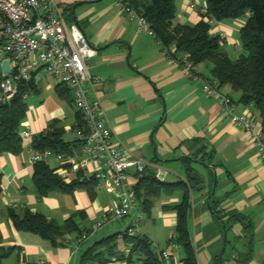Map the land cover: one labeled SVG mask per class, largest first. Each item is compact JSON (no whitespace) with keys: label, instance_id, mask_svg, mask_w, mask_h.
I'll return each mask as SVG.
<instances>
[{"label":"crops","instance_id":"0c3cea01","mask_svg":"<svg viewBox=\"0 0 264 264\" xmlns=\"http://www.w3.org/2000/svg\"><path fill=\"white\" fill-rule=\"evenodd\" d=\"M190 1L196 6L190 7ZM57 2L64 18L76 22L96 50L88 69L98 80L88 83L87 88L111 130L112 143L129 157L148 161L154 173L161 168V177H156L161 181H184L186 164L200 175L202 188L190 194L187 219L198 264H264V162L250 135L232 122L217 98L205 93V83L212 80L210 64H197L193 77L184 75L181 66L165 56L162 44L152 34L139 31L137 19L115 0ZM174 2L178 23L195 24L201 19L198 7H205V0ZM210 23V32L222 39L221 49L237 58L243 51L239 30L244 20ZM34 82L37 91L26 99L21 127L27 122L34 136L53 123L62 129L63 140L73 143L74 105L58 97V83L48 74L37 71ZM219 90L231 98L234 114L249 112L258 117L252 104L239 102V92L228 85ZM28 142L23 140L17 154L0 153V264H99L93 259L95 254L102 252L108 257L100 241L113 234H117L116 253L110 261L127 253L122 235L129 224L127 217L111 221L83 244L77 243L81 233L101 220L117 199L105 189L90 191L86 187L39 197ZM74 152L79 153V149ZM46 162L51 167L56 165L51 159ZM79 176L91 178L88 172ZM136 181L131 170L127 183L133 187ZM181 197V190L161 194L149 214L143 213L142 233L150 238L157 253L175 252L169 237L174 233L176 213L165 207L178 204ZM214 199L219 201L217 210L225 213L222 218L212 211ZM25 209L58 224L73 217L80 232L67 233L61 243L53 244L36 233L18 230L8 214L10 210L22 214ZM230 211L246 217L250 234L241 222L228 219L226 213ZM92 245H96L94 254L82 258ZM176 252L181 259L183 254Z\"/></svg>","mask_w":264,"mask_h":264},{"label":"trees","instance_id":"16d2710c","mask_svg":"<svg viewBox=\"0 0 264 264\" xmlns=\"http://www.w3.org/2000/svg\"><path fill=\"white\" fill-rule=\"evenodd\" d=\"M130 8L142 15L152 29L153 36L166 48L171 57H187L195 65L206 62L210 64L212 79L216 80L218 87L228 85L239 92V102L252 104L258 112V120L264 130V0H205V12L200 14L201 19L195 24H180L176 21V5L174 0H121ZM248 13V15H246ZM225 19H243V26L239 30V42L242 53L237 58H232L221 49L222 39L219 35L210 32V20L221 21ZM33 73L27 84H22L18 94L9 102L0 104V153L17 154L22 149L20 137L21 123L27 110L26 101L23 99L25 92L37 91ZM58 97L72 103L69 89L62 84L56 86ZM77 125L83 123L81 114L76 111ZM75 125L73 126V128ZM62 129L52 124L49 128L32 137V146L39 150L51 149L55 152L73 154L74 149H79V143L65 142L62 138ZM33 182L38 196L43 197L53 191L72 193L79 187L95 190L96 182L93 178L77 177L66 183L56 172V167H51L46 161L33 164ZM186 179L184 181L165 182L155 177L154 171L148 167L141 173H135L137 181L132 187L138 206L144 214H149L155 198L161 194H171L175 190L182 191L178 204L172 207L176 213L174 228L175 243L182 250L181 264H198L195 250L190 240L188 231V209L190 194L202 188L200 175L186 164ZM80 175V174H79ZM1 188V174H0ZM219 201L214 199L211 204L215 216L222 218L225 213L217 210ZM228 219L241 222L244 230L250 234V225L246 217L236 211H230ZM9 218L18 230L30 231L49 240L53 244L61 243L64 236L71 232H80L79 227L69 217L62 224L47 219L43 214L25 209L22 214L13 210L9 211ZM124 240L131 242L132 246L127 255L130 264H163L159 254L154 251L152 241L144 234L135 236L123 235ZM1 238V234H0ZM117 234L104 238L100 243L105 247L108 257L102 252L94 255L99 264H108L116 248ZM251 238L249 240V245ZM96 245L89 246L82 258L93 255ZM119 258H123L121 253Z\"/></svg>","mask_w":264,"mask_h":264},{"label":"built area","instance_id":"2783aa9c","mask_svg":"<svg viewBox=\"0 0 264 264\" xmlns=\"http://www.w3.org/2000/svg\"><path fill=\"white\" fill-rule=\"evenodd\" d=\"M57 1L0 0V104L9 103L18 94L21 85L27 84L37 71H45L58 84L67 87L71 93L72 104L83 120L81 126L75 123L73 128L75 140L80 145L79 153L64 154L49 148H34L31 143L32 131L28 123L24 122L19 133L22 140L29 141L26 145L29 162L33 165L48 159L55 161L57 175L66 183L73 177L81 180L79 174L88 172V176L95 180L97 190L105 189L117 199L101 220L94 222L81 233L77 243L83 244L106 224L125 217L129 218V224L122 235L141 234L143 212L138 206L132 186L127 183V177L131 170L141 173L151 167V164L142 158L129 157L112 143L111 130L96 103L90 100L87 88L88 83L98 80L88 69V61L96 54V50L79 25L64 18ZM115 2L129 16L137 19L139 31L153 35L142 15L130 8L126 2ZM196 4L190 1V7H195ZM198 11L200 14L204 13L205 7L199 6ZM163 53L171 63L181 66L184 75H195L196 65L187 57H171L166 48ZM5 59L9 62L8 73L1 69V63ZM204 91L217 98L230 114L232 122L250 135L261 161L264 162V130L257 117L249 112L234 114L231 111V98L219 90L214 79L205 83ZM28 95V92L23 94L25 101ZM162 171L157 168L155 177H161ZM169 243L174 249L179 248L174 234L169 237ZM126 246L127 253L124 257L111 260L108 264H130L126 257L132 243L126 241ZM158 254L162 261L181 264L180 259L168 250L159 251Z\"/></svg>","mask_w":264,"mask_h":264},{"label":"water","instance_id":"95a60500","mask_svg":"<svg viewBox=\"0 0 264 264\" xmlns=\"http://www.w3.org/2000/svg\"><path fill=\"white\" fill-rule=\"evenodd\" d=\"M1 69L4 73H8L9 72V62L7 59L3 60L1 63Z\"/></svg>","mask_w":264,"mask_h":264},{"label":"rangeland","instance_id":"374dc122","mask_svg":"<svg viewBox=\"0 0 264 264\" xmlns=\"http://www.w3.org/2000/svg\"><path fill=\"white\" fill-rule=\"evenodd\" d=\"M41 72H43V73H46L45 71H41ZM47 74V73H46ZM48 77L51 79V80H54V79H52L50 76H49V74H48ZM172 249L175 251L174 253H173V255L174 256H177V252L176 251H178V253H180V254H182V250L181 249H174L173 247H172Z\"/></svg>","mask_w":264,"mask_h":264}]
</instances>
